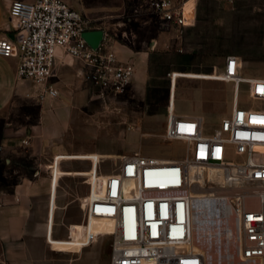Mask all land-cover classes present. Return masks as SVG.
<instances>
[{"label":"built area","instance_id":"1","mask_svg":"<svg viewBox=\"0 0 264 264\" xmlns=\"http://www.w3.org/2000/svg\"><path fill=\"white\" fill-rule=\"evenodd\" d=\"M146 12L179 32L196 21L186 1L147 0L133 11L139 16ZM9 14L13 30L0 33V56L17 58L18 78L44 85L45 94L58 96L51 81L60 51L77 60L84 82L102 97L119 96L132 82L134 64L118 58L109 29L100 19L80 13L64 0H15ZM97 30L104 37L94 50L83 34ZM169 76L173 83L174 73ZM203 76L210 78L207 81L233 83L235 89L231 113L215 132L204 134L199 116L170 111L165 136L184 141L186 156L124 157L117 170L106 175L104 194L85 201L86 215L114 223L107 234L113 239L110 264H210L205 254L188 249L195 236L191 192L200 189L190 176L193 164L218 166L227 186L236 190L224 211L232 220L226 228L234 247L229 263L264 264V108L245 109L238 102L246 84L248 95L264 103V78L244 79L233 55L226 58L220 75ZM95 238L88 236L90 243Z\"/></svg>","mask_w":264,"mask_h":264},{"label":"crops","instance_id":"2","mask_svg":"<svg viewBox=\"0 0 264 264\" xmlns=\"http://www.w3.org/2000/svg\"><path fill=\"white\" fill-rule=\"evenodd\" d=\"M13 1L15 0H0V33L2 35H5L8 30H13V22L9 14ZM64 1L80 13L100 19L106 28L119 23L115 15L121 13L127 4L125 0ZM174 1L188 2L196 16L194 25L186 27L177 37H167L160 33L149 39L143 38L140 41L139 50L120 45L115 46L114 50L121 61L131 62L135 66L133 80L127 89L139 91L144 95L149 94L151 100L155 99L151 94L152 89H168V116L169 112L173 111L179 116H199L204 120L201 113H177L174 109L175 104L179 100L198 101L200 98L198 89H201L198 85L201 82L219 83L207 81L210 78L203 75H220L224 71L228 56L233 55L238 58L240 75L244 79L264 78V0ZM144 22L150 23L149 20ZM127 24L131 25V22ZM230 30L234 32L237 39L231 50L226 47V34ZM18 64L17 58L0 56V119L9 117L11 118L10 126H13L17 132L26 131L36 137L29 135L23 137L24 139H15V142L17 141L15 146L25 144L22 142L27 140L28 146L43 145L47 153L56 155L49 164L51 173L47 190L50 196L45 237L52 251L76 254L77 247L81 246L82 233L88 224H71L70 237L54 238L55 213L58 209L56 202L58 183L66 176L85 177L89 186L88 200H90L104 194L103 182L106 176L99 175V156L95 153H59H65L72 146L67 142L66 137H69L73 120L77 118V112L80 113L82 100L88 97V89L96 88L84 82L77 60L66 56L61 51L57 60V75L51 81L58 91L57 97L45 94L44 85L19 79ZM170 73H174L173 83ZM77 74L81 77L80 79L77 78ZM218 87L214 88L213 94ZM242 87L248 89L246 84ZM233 104L234 88L232 107ZM9 137L4 136L1 140L7 138L10 140ZM17 151L20 152L16 147L12 152ZM74 160L89 161L90 168L84 171H66L61 168L62 162ZM13 161L20 164L19 155L7 158V164ZM10 199L11 202H19L22 198L17 195ZM2 206L3 204L0 203V207ZM24 217L25 215L7 219V227H3L5 222L0 218V240L16 237L17 231L25 234L27 221ZM88 221H93L94 229L100 226L106 231L111 230L114 225L112 220L102 221L101 218L93 216H88ZM13 222H16L19 229L17 227L15 229ZM6 251L8 254L14 253L8 248ZM42 259L38 262H16L15 264H53L52 260L56 258L48 254ZM49 259L52 260L49 261Z\"/></svg>","mask_w":264,"mask_h":264},{"label":"rangeland","instance_id":"3","mask_svg":"<svg viewBox=\"0 0 264 264\" xmlns=\"http://www.w3.org/2000/svg\"><path fill=\"white\" fill-rule=\"evenodd\" d=\"M146 1L125 0L127 3L125 8L115 15L119 23L108 28L114 47L120 45L139 50L143 38L149 39L160 33L167 37L181 35L176 29L167 28L159 23L149 12L142 16L133 13ZM146 20L150 23H145ZM129 22L131 25L127 24ZM236 40L234 32L227 31V49H233ZM77 78L81 77L77 74ZM198 86L201 88L198 89L200 97L198 101L179 100L174 109L177 113L203 114L204 134L212 135L221 120L232 110L234 85L225 82L215 84L201 82ZM217 86L219 87L213 94L212 91ZM87 93L88 97L82 100L80 113L77 112V118L73 120L69 137H66L72 146L65 153L59 154H97L100 176L115 172L124 157L137 153L165 160H180L186 156V144L168 140L165 136L168 122V89H152L154 100H151L149 94L144 95L130 89L119 96L109 97L100 96L96 89H88ZM212 95H215L214 99ZM238 102L239 106L245 109L264 108V103L252 99L244 87L241 89ZM10 122L9 117L0 119V203L3 204L0 207V218L5 222L3 227H7V219L25 215L27 232L24 234L17 231L16 237L0 240V264L38 262L48 254L56 258L49 259L53 264H110L113 239L107 234L112 232L113 227L107 231L100 226L94 229L93 221H88L85 201L88 200L90 191L87 179L81 176H66L58 183L56 199L58 209L54 225V238L62 239L70 237L71 224L87 223V228L85 227L86 230L82 233L81 246L77 247L76 254L52 251L45 237V229L50 196L47 190L51 173L49 164L56 155L47 153L43 145L28 146L27 140L22 142L25 144L15 146L17 143L15 139H24L23 137L29 135L36 137L26 131L17 132L10 126ZM4 136H10V140H7L8 138L1 140ZM16 147L20 152H12ZM16 154L19 155L21 163L13 161L7 164V158H14ZM61 168L66 171H84L90 168V162L64 161ZM216 183H206L204 189L207 192L213 191L217 196L223 195L234 199L236 193L234 188L227 186V189L223 190ZM17 195L22 199L19 202H11L10 197L13 199ZM14 225L15 229L16 227L19 229L16 222ZM103 233L105 235H101ZM89 234L96 236L92 243L88 240ZM7 248L14 253L8 254ZM233 248L229 249L233 251ZM214 249L220 252L217 247Z\"/></svg>","mask_w":264,"mask_h":264},{"label":"bare ground","instance_id":"4","mask_svg":"<svg viewBox=\"0 0 264 264\" xmlns=\"http://www.w3.org/2000/svg\"><path fill=\"white\" fill-rule=\"evenodd\" d=\"M175 141L185 144L182 140ZM190 176L194 181L193 183L198 184L200 189L199 192H191L194 198L193 226L195 236L188 249L205 254L212 264H231L229 260H231L233 252L229 248H232L230 246L233 242L230 241V230L226 228L232 225V220L228 214H224L226 205L229 206L231 199L228 196H217L213 191L207 192L204 189L206 183L215 184L217 182L216 184L221 189L226 190L227 181L224 179L223 172L216 165L193 164L190 167ZM127 185L131 187L132 183ZM217 242H222L223 245ZM215 247L220 252H217Z\"/></svg>","mask_w":264,"mask_h":264},{"label":"water","instance_id":"5","mask_svg":"<svg viewBox=\"0 0 264 264\" xmlns=\"http://www.w3.org/2000/svg\"><path fill=\"white\" fill-rule=\"evenodd\" d=\"M104 37V32L102 30L86 32L83 34V38L88 43V45L94 50L97 49Z\"/></svg>","mask_w":264,"mask_h":264}]
</instances>
